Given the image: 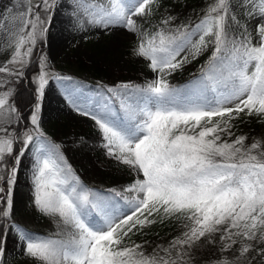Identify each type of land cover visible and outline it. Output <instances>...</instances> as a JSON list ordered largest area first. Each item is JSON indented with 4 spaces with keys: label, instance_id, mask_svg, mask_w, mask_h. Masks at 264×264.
Segmentation results:
<instances>
[{
    "label": "snow or ice",
    "instance_id": "obj_1",
    "mask_svg": "<svg viewBox=\"0 0 264 264\" xmlns=\"http://www.w3.org/2000/svg\"><path fill=\"white\" fill-rule=\"evenodd\" d=\"M157 3L23 0L25 10L12 16L15 39L0 74L23 75L59 5L68 9L77 31L124 29L137 35L133 55L157 75L144 85L108 88V99L95 109L77 104L65 88L69 105L94 122L106 154L137 174L123 192L114 193L119 200L83 189L59 146L46 139L40 126L46 85L53 78L70 80L53 77L46 56L33 78L31 127L22 134L20 114L10 103L13 90L0 91V264L8 231L17 233L21 251L35 264H190L191 250L202 241L219 244L214 264H264V144L246 146L245 136L223 139L233 136L232 121L241 113L264 117V0H213L195 30L149 35L133 17L151 15ZM21 6L18 0L16 7ZM208 47L212 54L200 76L184 90L174 88L167 77L189 59L178 60L180 53L190 49L194 59ZM9 83L0 78V88ZM113 99L119 113L108 102ZM28 151L34 153L33 205L57 219L63 238H40L12 221V190ZM171 218L182 221L184 231L167 247L146 253L142 245L126 243L158 219Z\"/></svg>",
    "mask_w": 264,
    "mask_h": 264
},
{
    "label": "trees",
    "instance_id": "obj_2",
    "mask_svg": "<svg viewBox=\"0 0 264 264\" xmlns=\"http://www.w3.org/2000/svg\"><path fill=\"white\" fill-rule=\"evenodd\" d=\"M212 2L213 0H160L155 11L157 14L159 9L165 8L166 14L160 20L161 22L163 20H169V24H162L163 30L166 33L171 32L172 34H176V29L183 30L186 28L191 30L200 22L208 5ZM211 54L212 49L208 47L196 59L189 61L180 70H176L168 76V82L176 89H186L192 84L195 78L200 76ZM39 61L40 58L38 59L34 55L30 63L23 68V75L17 76L7 84L13 90L12 102L21 117L18 134H22L31 126L30 114L32 112L34 98L33 90L36 87L33 83V78L35 73L40 69ZM78 64L81 68L96 70L98 74L104 73L107 75V78L113 77L107 67L94 65L93 63L86 62L83 58L78 59ZM124 77L127 78V82L118 83L115 79L116 76H114V79H108L106 83L98 86L96 84H89L81 78L73 76L70 78L69 83L73 89L78 86L79 91L86 87L95 86H98V90L107 91L109 87L114 88L122 84L144 85L148 82L140 72H124ZM112 107L113 110H117L119 113L118 100H113ZM46 131H48L49 135H52L55 141L72 132H76L75 143L61 147L64 152L63 157L66 164L71 167L75 176L79 178L80 186L83 189L85 188L97 196H112L115 200H119V197H114V193L123 192L126 187L138 178L127 165L122 164L121 168H123V171H117L118 167L113 165V158L106 154L102 146L103 141L97 128L94 126H86L70 120L55 119L49 123ZM231 131L233 136L229 137L228 135H224L223 139L229 140L230 142L237 136H245L247 137L245 140L246 146L250 145L253 141H260L264 144V117L256 115L249 116L241 113L238 118L232 121ZM33 162L32 151H28L21 157L13 189L15 213L23 212V207L29 206L32 201L33 195L30 192L33 191V185L28 180L27 170L32 168ZM125 195L128 194L126 193ZM21 205L23 206L21 207ZM14 216H17V214H14ZM31 230H35V228ZM62 231L63 226L61 225L56 230L57 237L63 238L61 235ZM183 231L184 224L180 220L171 218L160 222L158 219L156 223L132 235L131 241H126V243L134 242L140 244L146 253H152L157 246L167 247L169 242L175 237L180 236ZM39 232L41 231L36 230V233ZM44 233H47V231H44ZM219 255V244L213 246L202 241L191 250L190 264H214V261ZM257 264H259V261H257Z\"/></svg>",
    "mask_w": 264,
    "mask_h": 264
},
{
    "label": "rangeland",
    "instance_id": "obj_3",
    "mask_svg": "<svg viewBox=\"0 0 264 264\" xmlns=\"http://www.w3.org/2000/svg\"><path fill=\"white\" fill-rule=\"evenodd\" d=\"M17 2L18 0H0V21L4 22L3 26L0 27V66H2L10 58L12 51L11 44L15 39L13 34L15 31V24L12 22V16H14L18 11L25 10L26 7V5L23 4V0H19V3L22 6L17 8ZM37 2L38 0H32L33 4H36ZM64 2L65 0H61V3ZM235 2L236 0H233V3ZM159 3L160 0H158L157 4L152 6L153 10L151 15L145 17H133L137 24L149 35L163 29L160 19L164 17L166 10L165 8L159 9L156 14L155 10ZM8 7L13 8L12 13H6L5 10ZM236 11L239 16V10L237 9ZM5 15H8L7 21L4 20ZM243 23L244 21L241 19V24ZM195 26L191 30H195ZM235 27L236 26L233 25V28ZM121 31L123 30L118 29L110 32H97L95 30L88 32L77 31L73 25L69 23L68 9L61 8L58 5L54 10L53 21L48 27V32L46 33L44 41L37 42L30 61L33 59L34 55H36L38 59L44 55L47 57L48 71L53 77L56 75L68 78L76 76L89 84H96L98 86L106 83L108 79H114V76H116L115 79L118 83L127 82L128 80L124 77V72H140L147 81L154 79L157 73L152 72L147 67L148 62L133 55V48L138 43L137 35L129 32L120 33ZM198 38V35L194 36L192 38L193 42L198 40ZM185 56L189 58L188 62L193 60L190 54V49H186L184 52H181L177 59H183ZM79 58H83L86 62L93 63L94 65L107 67L109 73H111V76L113 75V77L107 78V75L104 73L98 74L96 70L81 68L78 64ZM188 62H185L183 66ZM181 68H178L177 70H180ZM39 70L35 73L34 77L38 75ZM16 77L17 76L9 77L6 74H0V78H4L9 81H13ZM98 86L86 87L79 91L78 86L74 89L72 88L69 80L57 81L54 78L50 79L49 84L46 85L45 96L40 113V126L45 133L46 139L59 146L60 154L62 156L64 155V152L61 146L75 143L74 139L76 132H72L55 141L54 138H52V135H49L48 131H46L51 121L55 119L70 120L86 126L95 127L94 122L89 117L80 115L69 105L66 99L65 88L72 92L73 99L76 100L77 104L95 109L99 103H103L109 96L107 91L98 90ZM7 88L8 86L6 85L5 88H0V91L6 90ZM76 91H79L80 93ZM113 100H108V102L112 105ZM10 103L13 104L12 96L10 97ZM113 165L118 167L117 171H123V168H121L122 164L118 163L116 160H114ZM33 167L34 162L32 168L27 170L28 180L32 183V185ZM131 171L135 173L133 169H131ZM3 186L4 182L0 180V187ZM33 192L34 186L33 191H31L30 194L33 195ZM2 194L3 193H0V196H2ZM22 206L23 205H21V207ZM14 214H17V216H14ZM12 221L18 225L19 228L30 234H34L37 237L60 239L57 237L58 234L56 233V230L61 225L58 223L57 219L45 216L37 211L33 205V198L29 206L23 207V212L15 213V209L13 208ZM0 223H2V221ZM32 228L40 230L41 232H33V230H31ZM44 231H47V233H44ZM3 247L5 249V264H35L30 257L21 251L22 244L15 231L7 232L6 238H4Z\"/></svg>",
    "mask_w": 264,
    "mask_h": 264
},
{
    "label": "bare ground",
    "instance_id": "obj_4",
    "mask_svg": "<svg viewBox=\"0 0 264 264\" xmlns=\"http://www.w3.org/2000/svg\"><path fill=\"white\" fill-rule=\"evenodd\" d=\"M115 30H118V29H115ZM122 30H123V31H121L120 33H123V32L126 33V32H128V31H126V30H124V29H122Z\"/></svg>",
    "mask_w": 264,
    "mask_h": 264
}]
</instances>
